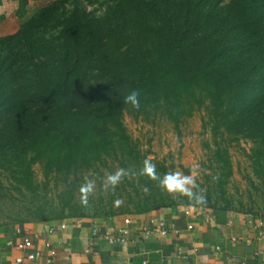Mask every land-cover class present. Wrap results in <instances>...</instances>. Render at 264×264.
<instances>
[{
	"label": "trees",
	"instance_id": "16d2710c",
	"mask_svg": "<svg viewBox=\"0 0 264 264\" xmlns=\"http://www.w3.org/2000/svg\"><path fill=\"white\" fill-rule=\"evenodd\" d=\"M28 1L18 0L19 16ZM86 2L103 7L102 15ZM132 90L140 92L139 110L123 103ZM201 110L214 135L257 146L251 159L264 185V0H54L0 36V181L29 193L34 221L78 218L70 197L45 216L50 181L65 183L112 155L139 172L125 115L162 118L179 133ZM127 183L128 207L81 217L179 205L155 197L150 179Z\"/></svg>",
	"mask_w": 264,
	"mask_h": 264
},
{
	"label": "rangeland",
	"instance_id": "374dc122",
	"mask_svg": "<svg viewBox=\"0 0 264 264\" xmlns=\"http://www.w3.org/2000/svg\"><path fill=\"white\" fill-rule=\"evenodd\" d=\"M52 1L54 0H29L25 7V15L19 16L18 0H3L0 6V36L16 32L32 13ZM84 6L96 16L104 12V8L97 4L86 2ZM206 122L203 110L195 112L192 117L180 124L179 133H176L173 125L162 118H156L150 123L127 115L123 118L130 143L138 151L141 164L146 158H150L158 174L164 170L165 173L181 171L187 175L192 169H196L194 190L202 191L206 197V203L197 206L215 209L228 206L231 210L264 216V185L257 178L251 159L252 150L257 146L248 139L234 141L228 134L214 135ZM119 168H121L119 160L112 155L102 162H96L89 171L70 176L65 183L63 177L57 179L56 185L50 181L49 187L46 188L47 196L42 200L45 216L57 214L60 202H65L68 197L73 201L74 214L78 218L103 214L111 209L118 210L120 206L126 208L128 198L134 195L127 183L129 178L123 179L114 192H104L101 189L107 174L114 173ZM33 170L35 179L42 182L41 167L35 165ZM86 178L95 181L96 190L89 197V207L83 208L79 202V188ZM151 188L158 199L171 198L162 193L155 182ZM143 192L144 190L142 194ZM23 194L11 181L1 179L0 227L34 219L31 196L27 192ZM117 200H122L123 203L117 206L115 203ZM172 200L181 206L193 204L187 197Z\"/></svg>",
	"mask_w": 264,
	"mask_h": 264
},
{
	"label": "crops",
	"instance_id": "0c3cea01",
	"mask_svg": "<svg viewBox=\"0 0 264 264\" xmlns=\"http://www.w3.org/2000/svg\"><path fill=\"white\" fill-rule=\"evenodd\" d=\"M153 222H163L166 235L146 236ZM25 238L31 248L19 249ZM46 244L55 256L49 255ZM32 251L41 256L30 262L26 255ZM143 263L264 264V216L177 205L146 214L43 219L0 227V264Z\"/></svg>",
	"mask_w": 264,
	"mask_h": 264
},
{
	"label": "clouds",
	"instance_id": "9594fccd",
	"mask_svg": "<svg viewBox=\"0 0 264 264\" xmlns=\"http://www.w3.org/2000/svg\"><path fill=\"white\" fill-rule=\"evenodd\" d=\"M123 103L131 106V108L135 110H139L141 107L140 92L138 90L130 91V93L123 98ZM196 174V169H192L187 175L181 171H171L161 176L157 173L156 166L152 163L151 159L146 158L139 172H135L130 168H119L114 173L107 174L101 184V189L104 192H114L116 187L125 178H147L157 182V187L161 192L167 194L172 199L187 197L193 204L203 205L206 203V197L203 195L202 191L197 192L194 190L196 188ZM95 190V181L86 178L85 182L79 188V202L83 208L89 207V197L94 194ZM144 191L147 193L148 189L145 187ZM115 203L119 206L123 201L117 200Z\"/></svg>",
	"mask_w": 264,
	"mask_h": 264
},
{
	"label": "built area",
	"instance_id": "2783aa9c",
	"mask_svg": "<svg viewBox=\"0 0 264 264\" xmlns=\"http://www.w3.org/2000/svg\"><path fill=\"white\" fill-rule=\"evenodd\" d=\"M124 222L128 223L129 221L125 220ZM153 225L154 226L151 229H149L145 232L146 236L152 237V236H164V235H166V230L164 229L163 222H153ZM61 228H65V225L62 224ZM189 228H191V226H189ZM17 247L19 249H29V248H31V241L28 238H25ZM45 247L47 249H49V255L51 257L56 255L55 250L51 249L49 244H46ZM40 256H41V254L39 251H32L26 255V259L28 261L32 262V261L40 258ZM21 261H22L21 258L16 259L17 263H21ZM143 264H145V263H143ZM232 264H234V263H232ZM241 264H243V263H241Z\"/></svg>",
	"mask_w": 264,
	"mask_h": 264
}]
</instances>
